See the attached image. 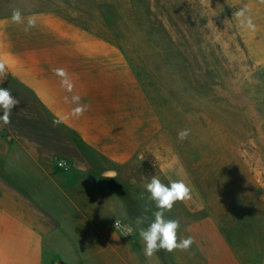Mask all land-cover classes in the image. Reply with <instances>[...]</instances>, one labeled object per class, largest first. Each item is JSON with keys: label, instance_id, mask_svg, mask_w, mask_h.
Instances as JSON below:
<instances>
[{"label": "crops", "instance_id": "crops-1", "mask_svg": "<svg viewBox=\"0 0 264 264\" xmlns=\"http://www.w3.org/2000/svg\"><path fill=\"white\" fill-rule=\"evenodd\" d=\"M13 9L34 16L36 28L25 33L12 23ZM111 49L44 0H0V62L7 71L0 87L20 101L11 123L0 125V264H240L246 252L233 247L237 215L233 220L231 212L235 232L224 234L217 202L208 203L182 160L171 155L144 175L146 157L158 158L162 124L144 104L128 59ZM56 68L67 71L71 91ZM74 95L88 106L78 118L71 115ZM58 160L66 166L57 167ZM153 175L191 189L166 217L178 219V235L195 243L147 259L138 231L124 236L113 223L151 220L155 206L144 184Z\"/></svg>", "mask_w": 264, "mask_h": 264}, {"label": "rangeland", "instance_id": "rangeland-1", "mask_svg": "<svg viewBox=\"0 0 264 264\" xmlns=\"http://www.w3.org/2000/svg\"><path fill=\"white\" fill-rule=\"evenodd\" d=\"M44 3L108 40L142 83L162 124L158 158L146 157L144 175L171 155L182 160L208 203L217 202L224 234L235 232L237 215L240 264H264V0ZM241 8L253 28L234 16Z\"/></svg>", "mask_w": 264, "mask_h": 264}, {"label": "clouds", "instance_id": "clouds-1", "mask_svg": "<svg viewBox=\"0 0 264 264\" xmlns=\"http://www.w3.org/2000/svg\"><path fill=\"white\" fill-rule=\"evenodd\" d=\"M240 25L247 28H253L254 24L251 17H246V9L241 8L234 13ZM11 22L16 25H23V31L29 32L36 28L37 19L34 16H25L19 9H13ZM55 74L61 78V85L67 87L68 91L72 90L68 73L63 68L54 69ZM7 77L6 66L0 62V84H3ZM72 103L76 105L72 109L71 115L80 117L87 111V105L81 103L79 95L72 96ZM20 101L13 95L9 87H0V125L7 126L11 123L13 109L19 105ZM57 120L54 123H62ZM190 135V129H181L177 133V139L183 141ZM147 199L155 206L151 211V220L146 223L144 215L136 217L134 224L122 223L116 220L115 228L119 229L122 235H132L138 231L139 237L143 242V254L147 259H151L160 251L172 253L174 251H189L195 240L192 236L181 238L178 233L181 227L178 219L166 217V213L171 212L177 202H183L191 198V189L181 179L172 180L169 184L161 182L158 176L153 175L145 184ZM140 199H145L144 193H141ZM149 208L145 205L143 212L147 213Z\"/></svg>", "mask_w": 264, "mask_h": 264}, {"label": "built area", "instance_id": "built-area-1", "mask_svg": "<svg viewBox=\"0 0 264 264\" xmlns=\"http://www.w3.org/2000/svg\"><path fill=\"white\" fill-rule=\"evenodd\" d=\"M56 165H57V167H59V168H63V167L66 166V161H65V160H58V161L56 162ZM121 222H122V221H121ZM122 223H124V222H122ZM115 224H116V221L113 223V228H114V230L117 231L118 233L122 234L121 231H120L119 229H116V228H115ZM133 233H134V232H133ZM124 236H125V235H124ZM128 236H131V235H128Z\"/></svg>", "mask_w": 264, "mask_h": 264}, {"label": "trees", "instance_id": "trees-1", "mask_svg": "<svg viewBox=\"0 0 264 264\" xmlns=\"http://www.w3.org/2000/svg\"><path fill=\"white\" fill-rule=\"evenodd\" d=\"M142 169H143V172L145 174H147V173H149L151 171V168H149L147 162H145V161L142 163Z\"/></svg>", "mask_w": 264, "mask_h": 264}]
</instances>
